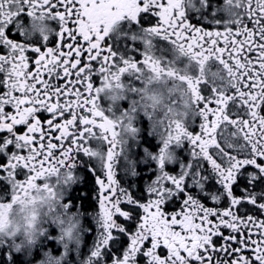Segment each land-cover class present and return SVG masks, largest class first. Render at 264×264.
Segmentation results:
<instances>
[{"label":"snow or ice","instance_id":"snow-or-ice-1","mask_svg":"<svg viewBox=\"0 0 264 264\" xmlns=\"http://www.w3.org/2000/svg\"><path fill=\"white\" fill-rule=\"evenodd\" d=\"M162 80L185 111L158 140ZM124 81L111 116L100 94ZM65 169L82 264H264V0H0V264L64 258L55 229L29 253L5 217Z\"/></svg>","mask_w":264,"mask_h":264},{"label":"flooded vegetation","instance_id":"flooded-vegetation-1","mask_svg":"<svg viewBox=\"0 0 264 264\" xmlns=\"http://www.w3.org/2000/svg\"><path fill=\"white\" fill-rule=\"evenodd\" d=\"M98 20H106L107 10L101 8L96 13ZM156 55L162 57L172 56L171 50L163 43L156 42ZM177 67L188 69L187 63H178ZM123 89L106 88L100 94V106L109 112V115L118 117L123 111L122 105L131 104L133 97L127 92L128 81H124ZM133 83H135L133 81ZM151 94L160 98V103L157 105L153 112L152 121H145L149 126L153 124L157 128V139L159 140L160 120L166 113L168 107L174 106V113H184V103L181 99V91L179 89V81L162 80L159 83L151 85ZM137 100L140 114L143 115L144 107L140 104V98L135 97ZM151 111V109H149ZM183 118V116L181 117ZM194 116L191 112L188 113L187 122L191 124ZM137 127H140V122L137 120ZM67 174L65 169L59 175L53 173L52 176L46 181L53 186L54 196H50L47 192H38L31 202H17L15 206L7 211L5 220L7 221L6 227L11 226L15 237L19 240L21 248L26 252H32L39 246L40 240L46 234L41 229H55L56 236L54 237L57 245L68 254L63 259L58 256H53L49 252H41L40 260L37 264H82L78 257V250L83 247V239L87 234V225L84 224L81 216L72 213L74 220L73 228L67 231V225L64 223L68 216L65 214V209L61 205V199L67 195L66 187L64 186V178ZM34 215L37 224L34 229L29 232L24 231L25 217ZM10 217V220H8ZM4 235L0 233V236ZM12 237L10 236L9 239ZM71 257L69 259L68 257Z\"/></svg>","mask_w":264,"mask_h":264},{"label":"rangeland","instance_id":"rangeland-1","mask_svg":"<svg viewBox=\"0 0 264 264\" xmlns=\"http://www.w3.org/2000/svg\"><path fill=\"white\" fill-rule=\"evenodd\" d=\"M65 253H66V255L68 254L67 252H65ZM66 255H65V256H66Z\"/></svg>","mask_w":264,"mask_h":264}]
</instances>
